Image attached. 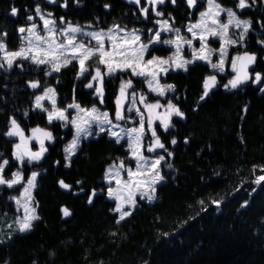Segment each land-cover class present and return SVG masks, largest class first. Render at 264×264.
Masks as SVG:
<instances>
[{"label":"trees","instance_id":"obj_1","mask_svg":"<svg viewBox=\"0 0 264 264\" xmlns=\"http://www.w3.org/2000/svg\"><path fill=\"white\" fill-rule=\"evenodd\" d=\"M218 2L251 21L242 48L257 55L251 78L226 89L231 71L217 74L216 87L200 100L203 82L213 73L207 63L198 60L187 71L174 69L164 75L163 80L175 86L166 99L184 116H172L167 131L156 128L167 150L161 149L164 180L156 186L154 200L138 197L132 214L120 223L114 200L106 196L104 172L109 163L130 161L125 143H116L106 132L82 139L67 163L64 145L73 135L72 126L58 120L49 124L46 112L33 107V99L52 85L59 106L74 99L81 105H98L113 117L118 87L126 78L148 100L159 97L147 90L143 79L123 72L105 77L101 104L94 90L85 87L88 76L77 79L75 61L51 75H46L47 66L24 59L0 68V162L9 161L4 173L22 168L24 179L30 171H39L33 196L40 217L31 230L16 232L0 243V264H264V181L255 183L264 175V92L260 90L264 88V0H248L251 6L244 9L237 7L239 0ZM37 4L58 25L63 17L64 23L103 28L118 23L143 29L154 16L147 0L139 5L134 0H67V6L65 0H0V39L7 49L22 44L18 27L39 21ZM204 6L205 0H197L193 7L185 0H165L157 7L175 25L183 26ZM13 7L18 9L15 16ZM142 7L149 9L147 17ZM29 15L34 21L27 19ZM168 52L153 45L147 54ZM253 72L261 74L260 83L252 82ZM35 81L39 88L30 87ZM11 119L25 133L41 127L53 134L39 161L25 159L19 166L14 159L17 138L5 135ZM173 138L176 144L171 143ZM60 180L72 187L62 188ZM2 196L0 192V205ZM62 208L71 215L63 216Z\"/></svg>","mask_w":264,"mask_h":264},{"label":"snow or ice","instance_id":"obj_2","mask_svg":"<svg viewBox=\"0 0 264 264\" xmlns=\"http://www.w3.org/2000/svg\"><path fill=\"white\" fill-rule=\"evenodd\" d=\"M55 2V0H50ZM139 5L140 0H134ZM147 2L153 5L152 11H155L156 4H163L164 0H147ZM176 0H172L175 3ZM256 0H253L255 3ZM190 7L195 6L197 0H187ZM207 10L200 14V19L190 24L187 31L192 34L194 39H198L200 42V48H192V59H184L182 56V46L187 44L192 47L193 40H185L179 32V29H174L176 32V39L165 40L163 43L174 45L176 51L168 58L152 57L151 59H145V54L148 52L149 44H156L161 42V31H155L154 35L149 38L147 44L141 42V36L137 30L131 32L125 31L119 25H114L112 29L107 32L92 31L84 32L79 26H73L71 24L66 28H57L56 21L51 19V13L47 14V17L42 14L40 6L35 8L36 15L43 21L44 34L41 35L37 28L36 23H32L30 27H20L19 33H27L22 37V40L27 41V46L20 47L16 51H9L6 43L0 39V53H3V61L7 64L8 68L13 66L14 61L17 58L24 60H31V62L37 66L45 65L50 66V71L46 75H51L53 72L59 73L62 68L67 67L73 61L79 64V70L77 72V79L80 77L91 76V79L85 87L94 89V94L99 98L101 104L104 103V89H105V77H115L117 73L130 72L131 77L144 78L149 91L155 92L160 96L166 95L168 91L175 89L174 85H161L160 76L166 75L169 69H183L187 71V66L196 61H205L213 69H218L219 72H225V62L227 58L228 47L238 43L237 40L231 39L229 36V26L235 25V27H243V31L240 34V41L242 42L244 36L251 27V21L239 20L236 13L232 9H225L221 7L216 0H207ZM67 6V0L65 4ZM248 0H239L237 7L244 9L250 7ZM105 7H109L105 5ZM141 13L147 17L149 9L142 7ZM222 12L227 13L228 20L226 23L220 22V14ZM18 9L13 7L11 14L17 15ZM156 15L160 16L162 13L156 12ZM29 21H34V17L29 15L27 17ZM61 23H64V18L61 17ZM163 31H172L171 25L167 20L157 21ZM199 30V31H197ZM152 32V29L148 30ZM76 33H82L84 36L90 38L86 43L83 40L77 39ZM123 33V35H121ZM4 33L3 36H6ZM219 37L221 41L220 48L213 50L208 46V37ZM63 37V39H59ZM92 41L95 44H92ZM107 41V46H106ZM264 44V41H261ZM216 51L219 54V61L212 63L211 56ZM95 59L97 66L94 69H89L88 62ZM257 57L255 54H249L244 52L242 55H236L231 58L230 67L235 73L232 79L224 85V88L235 89L241 84L249 81V67L253 65ZM103 67V71L102 68ZM4 67V63H0V68ZM94 73V74H93ZM262 76L260 73H256L253 79V83H260ZM217 78L215 75H211L205 78L203 82V94L200 96V100H204L210 93V91L216 87ZM30 87L39 88L40 82H30ZM132 90L129 92V90ZM264 92V88L260 89ZM138 93L134 90L133 80L131 78L127 80L121 79L119 85L118 95L115 98L116 110L114 113V119L116 121H124L131 119L132 117L125 116V102L129 103L127 108L128 112L135 110V113L139 117V126L131 128L120 127L119 123H113V119L110 118L107 111L101 112L96 106L89 108H83L75 101L66 106V108H58L56 104V91L52 87H48L44 90L42 95L35 97V107L43 112L47 113V120L49 124L54 121L64 122V126L72 124L75 129V136L65 146L66 160L75 154L79 146L81 136L85 138L93 135L92 125L95 124L99 133L107 132V134L114 138L116 143H120L121 140L127 138V148L129 150L130 158L135 161V168L126 166L124 161L121 160L119 164L109 165L105 172V180L109 183L115 182L116 187H109L107 194L109 198H113L116 201V206L113 211L119 213V219L117 223L124 220L126 217L132 214V209L135 208L137 201L136 196L139 194L140 199L145 197L148 201L155 199L156 186L164 180L162 176L160 164L165 160V156L159 155L153 159L144 155V151L154 153L157 149H165V145L161 142L159 136L156 133L154 122L159 120L160 126L167 131L171 125V117L173 115L183 117L184 113L179 110L171 101L167 104V111L164 113H157L155 110L160 108L161 105L157 101L156 103H146L147 97L144 94H139V103L143 104L147 109V120L145 113L141 112L137 105ZM49 101L51 104V110L44 107L43 101ZM68 109L77 110V114L74 118H69ZM27 115V113H25ZM145 121L147 128L145 127ZM105 125L108 126L105 128ZM114 129H118L114 130ZM151 132V143L147 145L144 143V137L146 133ZM99 133H95L98 135ZM9 137H18L19 142L15 144L13 157L17 161L23 163L27 158L29 163L33 161H39L44 154L48 151L45 147V141L54 140L53 134L43 128L36 127L31 129V135L25 136L24 130L20 127L15 119L10 120L9 131L5 133ZM35 140L39 144L38 151H32L29 147V142ZM172 144H176L175 138L171 140ZM165 151H167L165 149ZM169 156L172 153H168ZM9 165L8 160L0 162V185H7L12 187L20 184L24 179L20 171L12 173L11 179H5L3 173L5 167ZM168 168L172 165L168 164ZM39 175L37 172H32L28 177L26 184L23 186V191L20 197L15 198L19 208L23 209V216L17 217L16 225L17 230L21 233L31 230L33 221L39 220L40 217L36 214V207L34 206V197L32 191L36 187V178ZM264 181V175L258 176L255 183L260 184ZM59 185L64 189H70L72 186L66 184L64 180H60ZM79 184L80 181H77ZM95 190L92 192V196H95ZM92 196L89 197L88 202L92 203ZM203 203V201H201ZM212 203L219 205L220 201H212ZM125 205L129 206V210H124ZM63 216H70L69 209L62 208ZM11 227V226H9Z\"/></svg>","mask_w":264,"mask_h":264},{"label":"rangeland","instance_id":"obj_3","mask_svg":"<svg viewBox=\"0 0 264 264\" xmlns=\"http://www.w3.org/2000/svg\"><path fill=\"white\" fill-rule=\"evenodd\" d=\"M50 1V0H49ZM165 1V0H164ZM172 1V0H171ZM186 1V3H187V0H185ZM216 3H218L221 7H223V8H225V9H232L235 13H236V11L233 9V8H231V7H226V6H223V5H221L219 2H218V0H216ZM188 4V3H187ZM37 5H39V4H37ZM36 5V6H37ZM151 5V4H150ZM159 4H156L154 7H155V11H152V13H153V23L152 24H149V25H147L146 27H144L143 29H136V28H133V27H124V26H121L120 24H118V23H113V24H111V25H109V26H107V27H93V26H90V25H81V24H76V23H71V22H66V23H64V24H62V25H58V23H57V21H56V25H57V28H66V27H68V25L69 24H71V25H73V26H79L80 28H82L83 29V31L84 32H92V31H101V30H103V31H105V32H107L109 29H112L113 28V26L114 25H119L121 28H124L125 29V31H127V32H131V31H133V30H137V32H138V34L141 36V42H143V43H145V44H147L148 43V41H149V38L152 36V35H154V32L155 31H161V42H159V43H156V44H149V48L151 47V46H153V45H157V46H160V47H162V48H165V49H168L169 50V52L168 53H166V54H164V55H159V54H153V55H148L147 53L145 54V59H151L152 57H160V58H164V59H168V58H170L172 55H173V53L176 51V48H175V46L174 45H170V44H165V43H163V41H165V40H174V39H176V32L174 31V29H179L180 30V32H179V34L182 36V37H184V39L185 40H187V39H192L193 40V44H192V47H189L187 44H184L183 46H182V56H183V58L184 59H188V60H191L192 59V48H196V49H199L200 48V42H199V40L198 39H194L193 37H192V34L191 33H189L188 31H187V28H188V26L190 25V24H194V23H196L199 19H200V14L202 13V12H204V11H206L207 10V7H208V5H207V0H205V6H204V8L203 9H201L200 11H198V13H197V17L195 18V19H193V20H189V21H186V23L183 25V26H178V25H175V23L170 19V17L169 16H166V15H164V14H162V15H160V16H158V15H156V12H159V13H162V11H160L159 9H158V6ZM36 6H35V8H36ZM40 6V5H39ZM152 6V8H153V5H151ZM189 6V5H188ZM190 7V6H189ZM193 7V6H192ZM40 9H41V7H40ZM41 12H42V14H44L46 17H47V14L48 13H46V12H44V11H42V9H41ZM236 16H237V18L239 19V20H248V21H250L248 18H243V17H239L238 15H237V13H236ZM39 17V16H38ZM51 19H53V17L51 16L50 17ZM219 19H220V22L221 23H226L227 22V20H228V17H227V13L226 12H222L221 14H220V17H219ZM164 20H167L168 21V23L171 25V28L173 29L172 31H163V30H161V26H160V24H158L157 23V21H164ZM33 23V22H32ZM32 23H30V24H28V25H25V26H20V27H25V28H27V27H30L31 26V24ZM34 23H36L37 24V28H38V30L40 31V33H41V35H43L44 34V30H43V21L40 19V17H39V21L38 22H34ZM20 27H18V29L20 28ZM151 28H153V32H152V34L150 35V36H148V30L149 29H151ZM197 31H199V30H197ZM243 31V27L241 26L240 28H237V27H235V25H230L229 26V36H230V38L231 39H234V40H237L238 41V43L237 44H235V45H231V46H229L228 47V51H227V58H226V62H225V72H223V73H221V72H219L218 71V69H213L207 62H205V61H203V62H205V63H207L208 64V66L212 69V71H213V73H211V74H209L208 76H211V75H217V74H227L228 73V70L229 71H231V76L226 80V83L225 84H227L228 83V81L230 80V79H232L233 78V76L235 75V73L231 70V67H230V62H231V58L232 57H234V56H236V55H240V53L243 51L242 50V48H243V46H244V39H243V41L241 42L240 41V34H241V32ZM19 32V31H18ZM19 35L21 36V38L23 37V36H26L27 35V33H19ZM76 36H77V39H78V41L79 40H83L84 42H88L89 40H90V38L89 37H87V36H84L82 33H76L75 34ZM121 35H123V33H121ZM245 37V36H244ZM59 39H63V37H59ZM208 46H209V48H211V49H213V50H218L219 48H220V45H221V41H220V39H219V37H211V36H209L208 37ZM92 44L94 45L95 44V42L94 41H92ZM22 46H24V47H26L27 46V41L26 40H23V42H22V44L17 48V49H14V50H11V49H8L9 51H16V50H18L20 47H22ZM106 46H107V41H106ZM237 49V50H236ZM242 50V51H241ZM2 57H3V53H0V63H4L6 66H7V64L3 61V59H2ZM219 54H218V52H216V51H214L213 52V54H212V56H211V60H212V63H217L218 61H219ZM17 59H22V58H17ZM16 59V60H17ZM15 60V61H16ZM14 61V62H15ZM29 61H31V60H29ZM76 62V61H75ZM77 63V62H76ZM77 65H78V70H79V64L77 63ZM97 66V62H96V60L95 59H93V60H91V61H89L88 62V67H89V69L91 70V69H94L95 67ZM47 68H48V71H50V66H47ZM101 68H102V71L104 70L103 69V67L101 66ZM169 70H174V69H169ZM47 71V72H48ZM78 72V71H77ZM129 73V75L131 76V74H130V72H128ZM256 73H258V72H253V77H255V74ZM94 74V73H93ZM207 76V77H208ZM163 77H164V75L162 74L161 76H160V84L161 85H172L171 83H168V82H166V81H164L163 80ZM137 78H141V79H143V81H144V84H145V86H146V88H147V90L149 91V89H148V87H147V84H146V82H145V80H144V78H142V77H137ZM216 78H217V76H216ZM90 79H91V76H88V81H87V84L89 83V81H90ZM123 80H127V78L126 79H123ZM121 82V81H120ZM86 84V85H87ZM224 84V85H225ZM48 87H52V88H54V86H52V85H46L45 87H43L36 95H35V97L36 96H38V95H42L43 94V92H44V90L46 89V88H48ZM94 90V89H93ZM118 91H119V87H118ZM118 91H117V95H118ZM132 90L130 89L129 90V92H131ZM150 93H152L153 95H156V96H158L159 97V99H155V100H152V101H150V100H148V99H146V103H156L157 101L160 103V105H161V107L160 108H158V109H156L155 111L157 112V113H164V112H166L167 111V104H168V102L169 101H171L170 99H166V95H164V96H160V95H158L157 93H155V92H151V91H149ZM168 92H172V91H168ZM167 92V93H168ZM166 93V94H167ZM116 95V96H117ZM146 96V95H145ZM35 97H34V99H33V107L34 108H36L35 107ZM162 99H164V100H162ZM76 102V103H78V104H80L78 101H76V100H74V99H72L70 102H68L64 107H62V106H59L58 105V103H57V96H56V104H57V107L58 108H61V109H63V108H66V106L67 105H69V104H71V103H73V102ZM172 102V101H171ZM43 103V105H44V107H46V108H48L49 110H51V104H50V102L49 101H47V100H45V101H43L42 102ZM173 103V102H172ZM174 104V103H173ZM81 105V104H80ZM175 105V104H174ZM93 106H96L101 112H104V111H107L106 109H103V108H101L100 106H98V105H81V107H83V108H91V107H93ZM128 106H129V103L128 102H125V116H126V118L127 117H132L131 119H126V120H124V121H116L115 119H114V115H113V117H111L110 115V118H112L113 119V123H119V125H120V127H123V128H131V127H138L139 126V123H138V121H139V117L137 116V114L135 113V110H133L132 112H128L127 111V108H128ZM176 106V105H175ZM136 107H138V108H140V110H141V112H144L145 113V118H146V120H147V109H145V107H144V105L143 104H140L139 103V94H138V96H137V105H136ZM177 107V106H176ZM115 110H116V108H115ZM108 112V111H107ZM115 113V112H114ZM47 114V113H46ZM68 115H69V118L71 119V118H74L75 116H76V114H77V110H75V109H68V113H67ZM174 116V115H173ZM171 119H172V117H171ZM172 121V120H171ZM70 124V123H69ZM71 126H72V128H73V135H72V137L65 143V145H64V149H65V146L73 139V137L75 136V132H76V129H75V127L72 125V124H70ZM108 126H106L105 125V128H107ZM145 127L147 128V123H146V121H145ZM154 127H155V129L157 128V127H159V128H163L162 126H160V121L159 120H157V121H155L154 122ZM10 128V127H9ZM33 128H36V127H33ZM41 128V127H40ZM32 129V128H31ZM43 129H45V128H43ZM45 130H47V129H45ZM114 130H117L118 131V129H114ZM9 131V129L6 131V132H8ZM48 131V130H47ZM92 131H93V135H91V136H96V134L95 133H99V129H98V127L95 125V124H93L92 125ZM156 132H157V130H156ZM25 133V132H24ZM107 133V132H106ZM100 134V133H99ZM31 135V130L28 132V133H25V136H30ZM91 136H88V137H86V138H89V137H91ZM109 136V135H108ZM17 138V140H16V142H15V144H17L18 142H19V138L18 137H16ZM83 135L81 136V139H80V141L82 140V139H86ZM126 140H127V138L125 137V139L124 140H121V141H123L124 143H125V147L127 148V142H126ZM151 140H152V137H151V132L150 131H148L147 133H146V135H145V137H144V143L147 145L148 143H151ZM47 142H50V141H45V147L47 148V146H46V143ZM80 143V142H79ZM15 146V145H14ZM29 147L31 148V150L32 151H38L39 150V144L35 141V140H32V141H30L29 142ZM127 150H128V148H127ZM128 152H129V150H128ZM64 153H65V151H64ZM66 153H65V159H66ZM144 155L145 156H147V157H150V158H153V159H155V158H157L159 155H163V156H165V154H164V152H162L161 151V149H157L154 153H150V152H147L146 150L144 151ZM129 159H130V161L128 162H126L125 163V165L126 166H129V167H133V168H135V161H133L131 158H130V155H129ZM3 160H5V159H3ZM2 160V161H3ZM6 160H8V159H6ZM26 160H27V158H26ZM1 161V162H2ZM67 161V163H69V160H66ZM19 162V166H20V161H18ZM119 162L120 161H118V162H113V163H109L107 166H106V168H105V172H106V170L108 169V167H109V165H112V164H119ZM163 161H161V163H162ZM160 169H161V164H160ZM16 171H20L22 174H23V171H22V168H20V167H17L15 170H13L11 173H3V175H4V177H5V179H11L12 178V173L13 172H16ZM32 172H39L38 170H32V171H30L28 174H27V177H25V179H23L22 181H21V183L20 184H17V185H14V186H12L11 188L10 187H8L7 185H0V192L2 193V200H3V203L0 205V243L1 242H4V241H6L7 239H9L14 233H16V232H19L18 230H17V225H16V219H17V217H22L23 216V209L22 208H19V206L17 205V203H16V199L15 198H18V197H20V195H21V193H22V191H23V186H24V184H26V182H27V179H28V177H30V175H31V173ZM105 172H104V181H105V183H106V189H105V192H106V196L109 198V196H108V194H107V190H108V188L109 187H116V185H115V182L114 181H112L111 183H109L107 180H105ZM161 175H162V172L160 173ZM163 176V175H162ZM32 196H33V191H32ZM34 197V196H33ZM138 197H140L139 196V194H137V196H136V201H137V198ZM146 198V197H145ZM110 199H112V200H114L113 198H110ZM154 200V199H153ZM114 202H115V206H116V201L114 200ZM36 205V203H35V201H34V206ZM115 206H114V208H115ZM124 210H129V206L128 205H125V209ZM36 214H37V207H36ZM38 215V214H37ZM117 216H118V219H119V213H117ZM34 222V221H33ZM9 226H11V227H9Z\"/></svg>","mask_w":264,"mask_h":264},{"label":"water","instance_id":"obj_4","mask_svg":"<svg viewBox=\"0 0 264 264\" xmlns=\"http://www.w3.org/2000/svg\"><path fill=\"white\" fill-rule=\"evenodd\" d=\"M151 29L153 30V28H151ZM152 32H153V31H152ZM152 32H149V31H148V36H150V35L152 34ZM244 52H248L249 54H255V55H256L255 52H253V51H249V50H243V51L240 53V55H242ZM256 57H257V55H256ZM256 61H257V59H256ZM256 61H255V63H254L253 65H251V66L249 67V69H248L249 74H250V77H251V73H252V71H253V69H254V67H255Z\"/></svg>","mask_w":264,"mask_h":264}]
</instances>
